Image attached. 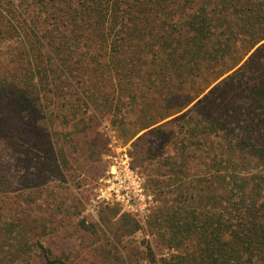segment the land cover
<instances>
[{"label":"trees","instance_id":"1","mask_svg":"<svg viewBox=\"0 0 264 264\" xmlns=\"http://www.w3.org/2000/svg\"><path fill=\"white\" fill-rule=\"evenodd\" d=\"M105 120L159 200L88 261L56 233ZM0 168V264H264V0H0Z\"/></svg>","mask_w":264,"mask_h":264},{"label":"rangeland","instance_id":"2","mask_svg":"<svg viewBox=\"0 0 264 264\" xmlns=\"http://www.w3.org/2000/svg\"><path fill=\"white\" fill-rule=\"evenodd\" d=\"M98 130L103 143L95 149L93 162L88 165L89 168H85L80 177L68 182L73 185L76 194L82 197L84 210L78 218L66 217L63 220V223L67 224L65 229L56 233L79 244L80 256L86 257L88 261L94 259L93 248L96 242L103 239L104 235H109L111 239L116 235L115 228L107 226L102 217L112 218V221L118 223L123 212L139 222L140 228L136 232L122 238L131 252L139 254L151 238L148 215L159 200L157 192L147 186V174L137 166L139 162L130 152L133 141L124 142L107 120L101 121ZM1 171L0 168V173ZM19 186H15L13 182L8 191L17 193L20 191ZM115 212L119 214L115 215ZM82 217L86 220L84 225L78 223ZM117 235L129 234L120 232ZM134 258L141 259L139 256Z\"/></svg>","mask_w":264,"mask_h":264}]
</instances>
